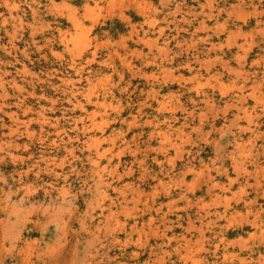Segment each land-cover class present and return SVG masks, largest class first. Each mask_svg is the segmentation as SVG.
<instances>
[{
	"label": "rangeland",
	"instance_id": "374dc122",
	"mask_svg": "<svg viewBox=\"0 0 264 264\" xmlns=\"http://www.w3.org/2000/svg\"><path fill=\"white\" fill-rule=\"evenodd\" d=\"M0 264H264V0H0Z\"/></svg>",
	"mask_w": 264,
	"mask_h": 264
}]
</instances>
